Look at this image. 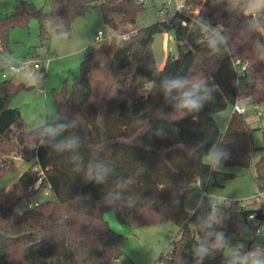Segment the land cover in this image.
<instances>
[{
  "label": "trees",
  "instance_id": "obj_1",
  "mask_svg": "<svg viewBox=\"0 0 264 264\" xmlns=\"http://www.w3.org/2000/svg\"><path fill=\"white\" fill-rule=\"evenodd\" d=\"M199 2L194 17L174 13L143 26L136 24L147 6L136 0H45V8L15 0L13 10L0 16V50L7 54L9 29L31 18L38 20L40 45L51 29L69 36L72 21L91 8L100 10L114 32L108 43L87 49L69 92L65 81L53 90L57 116L30 130L23 128L19 108L9 106L11 96L27 86L0 80V178L16 169L15 156L33 158L8 188L0 189V264H115L124 236L104 218L108 210L119 221L128 217L135 227L175 221L179 228L170 249L157 257L163 264H233L244 255L243 248L226 254L225 240L253 231L246 216L256 211L261 218L258 208L233 200L213 216L209 197L202 196L192 213L184 209V200L203 174L228 175L203 161L213 145L224 153L219 162L250 165L254 146L243 114L231 111L223 132L213 115L234 102L236 57L246 62L251 77L246 94L264 105V11L255 18L247 11L250 0ZM127 28L132 35L118 37ZM167 31L178 53L166 55L159 67L152 42ZM217 36L223 39L210 47ZM5 63L0 57V69ZM165 76L206 81L214 99L198 112L177 111L176 101L159 91ZM60 125L69 127L51 135ZM261 133L264 142V125ZM73 137L78 148L54 150ZM262 149L254 163L256 191H264V144ZM98 166L107 170L102 184L86 179ZM39 176L42 182L35 187ZM42 189L49 197L19 212ZM218 233H223L221 247H216ZM201 245L209 250L203 258L196 254Z\"/></svg>",
  "mask_w": 264,
  "mask_h": 264
},
{
  "label": "rangeland",
  "instance_id": "obj_2",
  "mask_svg": "<svg viewBox=\"0 0 264 264\" xmlns=\"http://www.w3.org/2000/svg\"><path fill=\"white\" fill-rule=\"evenodd\" d=\"M14 1L0 0V16H5L13 10ZM29 1L45 8V0ZM261 3H264V0H250L248 4L247 11L251 12L255 18L264 11V9L258 13L256 11ZM158 19L157 7L148 5L136 25H147ZM98 29L102 30L104 37L114 34L113 30L103 22L98 8H91L84 17L73 20L70 35L67 37H63L59 30L51 29L45 45H40L36 18L29 19L26 25H16L9 29L7 37L9 54L0 50V57L6 62L4 69H0V80L3 79L2 72H7L8 64H17L18 61L27 57L44 62L45 76H43L42 69H28L15 74H7L6 79L27 86L19 89L9 100V106L19 108L25 130H30L42 124L46 119L57 116L58 110L54 102L53 90L59 89L65 81V87L68 92L70 91L71 84L79 77L80 61L88 56L90 47L99 44L94 42V34ZM259 29L262 30L260 24ZM82 46L81 52L77 54V50ZM152 51L157 65L161 60H165L168 54L176 56L178 51L172 31L156 34L152 42ZM261 110L262 114L257 115L253 107L247 104L242 113L252 133L254 149L250 154V165L246 167L221 162L217 165L210 162L208 154L204 155L203 161L210 164L212 169L228 175L217 173L200 176L184 200V209L188 213L193 212L204 195L219 203L242 200L251 208L258 207L259 202L252 198L256 192L252 177L254 163L263 154L264 142L261 127L264 125V105H261ZM231 111L232 107L229 105L213 115L222 132ZM15 157L16 169L0 178V189L8 188L12 181L33 162V158L24 160ZM48 197L49 195H38V198ZM104 218L113 230L124 236L118 244L122 254L116 259V264H163L157 260V257L161 252L170 249V242L179 228L178 224L171 220H160L154 224L135 227L128 217H125L124 221H119L112 210L106 211ZM246 237L247 235L229 234L224 244L225 253L229 254L232 248L244 247Z\"/></svg>",
  "mask_w": 264,
  "mask_h": 264
},
{
  "label": "built area",
  "instance_id": "obj_3",
  "mask_svg": "<svg viewBox=\"0 0 264 264\" xmlns=\"http://www.w3.org/2000/svg\"><path fill=\"white\" fill-rule=\"evenodd\" d=\"M137 3L142 5H152L157 7V14L160 19H164L167 16L179 13L184 17H194L200 8L199 0H136ZM183 23H185L183 21ZM133 30H126L119 34L120 38H128L132 35ZM112 36V35H111ZM111 36L104 37V34L101 29H98L94 34V42L96 43H108L111 39ZM233 65L236 70V96L234 102L232 103V111L237 113H243L245 111V105L249 104L253 107L254 112L257 115L262 114L261 105L252 103L251 96L246 94L247 89L251 84V77L249 75L248 69L246 68V62H244L240 57L233 59ZM28 69H44V62L35 60L31 57H27L18 61L17 64H8L7 72L3 71L1 77L3 79L7 78V74H15L21 71ZM42 182V177L39 176L35 183V187H38ZM41 194L50 195L48 189H42ZM252 198L256 199L259 202L258 208L260 210L261 218L257 216L256 211L248 212L246 218L248 221L255 226V229L247 234L246 245L244 247H236V252L240 248L245 249L244 255L253 251L256 248H261L262 243H264V191H256ZM47 198H31L26 203L25 206L19 210L21 212L23 209L30 208L36 205L41 200ZM233 200H229L226 203H219L217 201L211 200L210 202V211L212 215H216L222 206H228L232 204ZM240 205L246 207L248 204L245 201L240 200ZM263 236V238H261ZM243 255V256H244Z\"/></svg>",
  "mask_w": 264,
  "mask_h": 264
},
{
  "label": "clouds",
  "instance_id": "obj_4",
  "mask_svg": "<svg viewBox=\"0 0 264 264\" xmlns=\"http://www.w3.org/2000/svg\"><path fill=\"white\" fill-rule=\"evenodd\" d=\"M264 9V3H261L256 9L257 13ZM223 37L217 36L209 41L210 47H215L216 44L221 41ZM157 86L153 84V88ZM159 91H161L166 100L176 101L174 107L177 111H186L189 113L198 112L203 107L206 101H211L214 98L211 95L212 89L207 86V82L198 79H188L181 76L168 77L165 76L159 86ZM173 93L176 95L173 96ZM69 125H60L55 129L50 130V134L53 136L59 135L61 132L65 131ZM79 147L78 138H70L64 141H60L59 144L54 146V150L62 152L65 150H73ZM224 155L216 145L208 152V159L210 162L219 164L221 157ZM107 170L101 167H97L93 172H88L86 174V179L94 180L97 184L104 183L106 179ZM224 244L223 233L219 234L218 243L216 247H221ZM208 248L203 245L196 249V254L203 258V256L208 254ZM233 264H264V249L256 248L253 251L247 253L244 256L239 257Z\"/></svg>",
  "mask_w": 264,
  "mask_h": 264
},
{
  "label": "crops",
  "instance_id": "obj_5",
  "mask_svg": "<svg viewBox=\"0 0 264 264\" xmlns=\"http://www.w3.org/2000/svg\"><path fill=\"white\" fill-rule=\"evenodd\" d=\"M82 48H83V46L81 47V48H79L77 51H78V53L77 54H79V52H81V50H82ZM163 62H164V60H161V62H160V64L158 65L159 67H162V65H163ZM43 76H45V73H44V75ZM231 114V113H230ZM230 114H229V116H230ZM229 116H227V118L229 117ZM16 158V157H15ZM198 180V179H197ZM261 238H263V236H261ZM115 264H116V261H115Z\"/></svg>",
  "mask_w": 264,
  "mask_h": 264
},
{
  "label": "water",
  "instance_id": "obj_6",
  "mask_svg": "<svg viewBox=\"0 0 264 264\" xmlns=\"http://www.w3.org/2000/svg\"><path fill=\"white\" fill-rule=\"evenodd\" d=\"M8 40V39H7ZM27 250H28V247H27V249H26V253H27ZM30 264H32L31 262H30Z\"/></svg>",
  "mask_w": 264,
  "mask_h": 264
}]
</instances>
